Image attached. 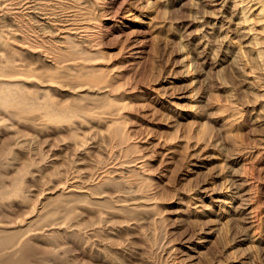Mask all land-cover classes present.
I'll list each match as a JSON object with an SVG mask.
<instances>
[{"label":"rangeland","instance_id":"obj_1","mask_svg":"<svg viewBox=\"0 0 264 264\" xmlns=\"http://www.w3.org/2000/svg\"><path fill=\"white\" fill-rule=\"evenodd\" d=\"M158 1L108 0L107 2L106 0L105 4L104 0H101L106 7L111 3L110 5L114 7L113 10H118V12H115V14L117 13L116 15L113 14L114 12H112V15L111 13L109 15L106 14L107 12L105 13L104 10H102L104 11L102 12L97 10L98 8L92 9V16L94 21L96 20V26L94 27L95 29L91 28V30L101 31L103 37L98 31L93 34L94 40L92 43L96 45L90 43L89 45L91 46H89L88 43L82 42L86 48L85 50L81 48L83 49L82 56H85V62L89 67L91 68L92 66L91 69H93V66L96 64L94 68L95 70L98 68L99 70H97V72H99L97 73L94 69L93 70L99 74H96L97 79L100 77L113 78L116 74L117 77L113 78L115 83L113 87L108 89V91L110 90L113 93L107 92L109 94L106 96V92L103 91L102 95H105V98L107 97L106 99L101 96L102 99L104 98L103 101L101 98H98L100 101L98 100L99 102H97L95 98H89L91 101L93 99V101H95V103H90V100L87 102L85 101L88 97L87 99L83 97V100L79 97L78 100L71 97V94H66L61 91L62 88L60 89L57 87L60 89L58 90L57 88L55 89V85L53 86V77L56 76L58 79L60 76V80L63 79L66 81L67 78V80L72 79V81L69 82L71 84L76 82V84H74L75 87L78 86L76 88H79V92L83 91L81 84L78 85L79 79L73 80V78H71L74 74H71L70 78L68 74L66 78L65 71L63 70V73V71H61L62 69H59L61 64L66 65V60H71L69 62L76 63V65L80 66L81 61H78L80 59L72 55L70 56L68 51L72 43H68V41H62L64 43L60 42L58 39V34L60 32H57V30L53 32V28L49 27L52 29L50 30L48 27H45L43 22H39L42 18L41 15L30 13L23 0L20 4L19 12H15L14 9L8 7V0H0V15L2 10L5 11V9H7V18L0 19V122L3 121L0 123V144L6 142L3 144L4 146L0 145V147H7V150L5 148H2L4 151L0 149V153H5V157L1 154L0 157L8 159L4 160L5 164H1V166H5L2 167L3 169H0L5 172V177L10 176L6 178L7 180L11 181V177H14V181L15 179H19L20 181L23 180L21 182L20 191L25 194L24 192L29 190L26 192L25 197H27V201L30 200L31 202L28 203L34 206L38 198L40 199L46 196L47 190L53 187L54 190H56L53 192V195H50L53 198L51 200L49 197L50 199H48V202L54 201L53 199L56 200L57 197L55 198V195L60 198L58 195L60 191L58 190V186H60L59 181L62 179L64 180L66 177L68 179H73L72 176L75 175L77 178L79 177V184L86 185L92 181V179H97L94 177L95 175H93L95 171H98L103 165L105 167L108 166V164H114L113 167L111 166V169H117L108 172V175L110 174L109 176L121 180L123 177L121 178L119 174L122 172L121 169L124 165L125 167L128 166L131 170L135 167L132 171L125 168L123 169L122 176L125 178H123L125 181L123 179L121 180L123 186L124 183L129 185L128 182H131L130 185L133 186L131 187L125 184L126 186H124V188L122 187L123 190L121 194L118 193L115 185V188L113 187L112 183H110L111 181L109 182L110 184L108 182L102 184V186H100L102 189L97 188L99 191L102 190L100 191V193L103 192L101 194L102 197H109H105L107 200L104 198L107 201H105V205L102 199L99 206L97 204L95 208L88 207V209L83 208L81 210L83 214L80 215V213L79 216H81V221L84 220L83 228L85 229L81 228L79 229L81 232L76 231L74 234L72 233L73 235L68 237L67 235L70 229L68 230L67 227L66 230V226L63 227L60 238L62 235L63 237L61 240L59 239L60 242L62 241L60 244H66L64 245V249L68 248L66 254H69V257L72 255L71 257L77 258V260L75 259L77 262L75 264H108L109 262V264H114L113 260L116 262L115 264H142L145 260V264H264V246L256 243L253 238L254 235L257 237L261 234L264 237V96L261 94L264 92V89H262V85L260 86L264 80L261 79L264 77V66L261 65L263 64L261 60H258L259 58L254 51L255 48L252 50L253 42H251L250 33L248 34L247 27L244 25L245 23L240 19L239 3L238 5L235 4V0H208L204 4L199 3L197 0ZM45 4L46 8L48 7L50 11L52 10L51 15H53V10L54 12L55 10L57 11L55 14L59 20L72 13L71 7H64L66 8L64 9L63 6L57 4L55 5L56 7L53 8L52 0H46ZM163 4H165V8L167 7V9L164 8ZM159 6L161 7L159 8ZM115 7L118 9L115 10ZM99 11L104 16L101 15ZM108 15L110 17H107ZM8 18L11 19L9 20ZM26 19H29L28 22ZM238 19L241 22L240 24ZM30 25L32 27H30ZM35 25L37 27H35ZM32 28L34 29L31 30ZM36 34L45 39L46 42H44L47 46L43 45V47H37L34 44V39L32 40V38H35L33 36H36ZM25 35L29 37L32 43L27 42L26 37H24ZM4 38L5 40L2 42ZM50 39L51 41H55V45L53 42L49 41ZM77 42L79 41L77 40ZM77 42L74 43V46L83 45L80 44L81 42L77 45ZM48 45L50 46L49 48L54 47L56 50L58 49L59 51L55 50L58 54L63 50L61 57L65 59H60L61 61L63 60V62L60 61V63L59 59L56 60L55 57H53V51L51 52L53 49H48ZM64 45H67L68 49H64ZM86 46H88L89 49ZM45 51H49L50 54ZM84 51L88 52L87 54L90 56H87ZM65 54H67V57ZM59 56L60 55L56 58H61ZM90 58H92V60ZM35 59L38 60L36 61ZM75 59H77V62H74ZM56 63L58 64L56 65ZM13 64L14 66H10ZM65 65L62 67H65ZM2 72L6 73V76L5 74L2 76ZM261 72L263 74L262 76ZM60 73L63 75H60ZM254 74H256V76ZM83 75L79 77L85 78L86 74ZM14 76L17 77V79ZM258 76L262 82L259 79V83H257L258 79L254 77ZM42 80H46L44 84H42ZM8 86L11 87L8 88ZM16 87L18 90H16ZM112 88L113 90H111ZM95 92L101 94L102 91L100 92L99 89L92 91V93ZM10 93L13 95L5 96V94ZM1 94L5 98L2 97ZM256 95L258 97H256ZM75 99L77 101H74ZM105 100L107 102H104ZM78 101L80 103L83 102V104L87 103V105L85 104V106H83L80 103L78 104ZM69 104L73 107H68ZM74 105L75 107L79 106V108L76 107L77 110L73 109L75 108ZM113 105L116 108L120 106V110L117 111L115 108L117 112L111 113L112 111H108L110 108L113 110ZM81 106L83 107L81 108ZM118 112L119 114H117ZM225 119L228 122L234 119L232 121L234 125L231 123L228 127L229 131H232V135H234H230L234 138L233 143L230 142V139L228 140L226 132L221 130L222 126L220 124ZM49 121L50 123L48 124L47 122ZM116 122L121 130H123L122 135L126 136H124L125 140L128 141L127 144L126 141H124L126 146H128L129 143L131 144L132 140V146L134 143V145L137 144L136 148L134 147L136 151L131 150L134 149L132 146V148L129 147L130 151L124 148L125 144L123 143L122 147L120 146L121 144L118 145L119 147L113 146V144H111L113 143V137L111 140L107 139L108 137L105 135L110 134L109 137L111 138L113 130L117 127L113 125H116ZM61 123H63L65 127L61 126ZM59 124L62 127L61 129L60 126H58ZM107 126H109L112 131L109 130ZM69 127L73 128L70 129ZM130 135L131 137H129ZM176 135H178V138ZM139 141L141 143L145 142V144L149 143L150 148L141 147ZM236 141L237 143H235ZM183 143L186 145H183ZM6 144L10 145L8 146ZM103 145L105 147H103ZM172 145L175 147L174 149L176 151H173V148L169 147ZM110 147H113L114 150H116V148H124L128 150V154L127 151L124 152L125 150L122 149L123 152L117 153V156L113 153V148L112 151ZM234 147H236L237 150ZM233 148L235 150H233ZM149 150L151 151L149 152ZM152 150H154V152ZM145 153L147 155H145ZM137 155H143L142 157L144 160L149 163L145 165L147 171L145 168V170H143L145 171L144 173H142V170L136 168V165L143 160V158H138ZM134 159L136 160L134 161ZM99 160L101 164H99ZM122 162H128V164L125 163L122 166ZM99 165H101V167ZM260 166L261 168H259ZM90 169L91 171L94 170L92 171L93 173ZM15 175H17L16 177L19 176V178H15ZM86 176L88 178H86ZM144 176L147 178L145 179ZM159 176H161V183L156 182V178ZM143 177L145 180H143ZM129 178H131V181ZM10 181H8V183H10ZM54 182H57V184ZM56 185L57 188L55 187ZM235 185H242L246 188L244 196L247 197L246 201L248 200L249 205L246 209L248 214L247 221L240 220L236 217L234 218V216L231 215L233 210L232 205L241 202L239 195L236 194L237 188ZM25 186L27 190H25ZM157 189H159V192ZM109 190H112V192L110 193ZM113 190L115 193H113ZM156 191L157 193H154ZM56 192H58V194H56ZM142 192H144L143 194H148L150 197L152 195L150 202L149 199L148 203L147 199H136V196L139 197V194L142 195ZM159 193L160 195H158ZM117 196H119V198ZM109 199H112L111 202ZM119 200L122 201L119 203ZM188 201L193 210H197L200 214L202 213L200 216L201 219H185L187 218L185 207ZM55 202L51 203L53 207L57 204ZM83 202L89 203V200L87 199ZM134 202H139L141 205L143 204L144 207L141 206L143 209H141L139 205L136 206L138 207L137 209L133 207L132 204H134ZM121 206L124 208L122 207V209H120ZM131 206L132 208H130ZM147 206L151 207L149 209L152 211L148 218L151 215L153 216L149 219H147V217L140 218L143 214L142 212H138L141 214H138L140 216H138V218H140L138 219L136 216L137 213L135 212L137 210H147ZM103 207L104 212H102ZM133 208L136 211H134ZM24 209L26 208L24 207L22 209H16L14 212L12 211L14 213L13 216L17 215L18 217L27 215ZM106 210L114 211V214H112L113 216L110 215L109 218L111 219L108 218V221H106L107 219L105 216L106 220L102 218V215L106 214ZM148 211V213H150V210ZM131 214L134 216H131ZM216 216L219 218H215ZM134 218L138 219H136L137 223H135ZM122 220L124 221L122 222ZM158 220H160V222ZM116 221L117 223H115ZM21 226L23 227V225ZM91 226L94 228L92 232L89 231ZM101 233L104 234L102 235ZM97 234L99 235L97 236ZM80 236L82 238L84 236V238L81 239ZM155 238L156 240H154ZM67 243L72 246L70 247ZM54 244L55 246L57 245L53 243V247ZM60 244L58 241V245ZM171 244L179 246V248L176 249L177 253L174 252L175 250L172 252L168 250L171 249ZM155 248L156 251H154ZM242 248H244V250ZM39 249L40 248H38V250ZM64 249L61 248V250ZM41 251L43 252V250H40V253ZM182 251H186V255L188 256L178 261L176 259V254H180ZM98 252L99 254H97ZM44 253L45 252H43V254ZM44 255L46 257V254ZM44 255L39 256L44 258ZM75 255H77V257ZM106 255L108 259H106Z\"/></svg>","mask_w":264,"mask_h":264},{"label":"bare ground","instance_id":"obj_2","mask_svg":"<svg viewBox=\"0 0 264 264\" xmlns=\"http://www.w3.org/2000/svg\"><path fill=\"white\" fill-rule=\"evenodd\" d=\"M7 1V0H6ZM9 2H7V4L9 5L8 7H10V8H12V9H14V11L15 12H19L20 11V4L22 3V0H8ZM24 1V3L26 4H24L25 6H27V8H28V11L31 13H37V14H40L41 15V21H39V22H43L44 23V25H45V27H50V28H53V32H55L56 30H57V32H60L58 35V39L60 40V42H62V41H68V43H72L71 45V47H70V49L68 50L69 51V53H70V56L72 55L73 57H78L80 60H78V61H81V63H80V66L79 65H76V63H73V62H69V61H71V60H69V61H67L66 60V65H65V67H62V66H64L63 64H61V66H60V68L59 69H62L61 71H65V74H66V78H67V75L69 76V78H70V75L71 74H74L73 76H71V78H73V80H78L79 79V81H78V85H80L81 84V86L83 87V91H80V92H82V93H80L79 92V88H76V87H78V86H76L75 87V85L74 84H76V82L72 85L69 81H72V79H70V80H67L66 78H64V79H66V81H64L62 78V80H60L59 78H60V76H59V78L57 79L56 78V76L55 77H53V86L55 85L56 87H55V89L58 87V88H62V90L61 91H63V92H65L66 94H71V97H74V98H76V99H78L79 97H80V99L81 100H83L84 98L83 97H86L85 99H87V97H88V99L87 100H85L86 102L87 101H89L90 99H92V98H95L96 99V101L97 102H99L100 100V98L102 99V97H104L105 98V95H102L103 94V91H105L104 93L106 94V96H107V94H109V93H107V92H111L110 90L108 91V89H110L111 87H113V84H115L114 83V80H113V78L114 77H117V74H116V76L114 75L113 76V78H103V77H100L99 79H97V75H99V74H97L98 72H97V70H99L98 68H97V70H95V66H96V64H95V66H93V69L97 72H95L93 69H91L92 68V66H91V68L89 67V65L85 62V56H82L83 54V49H81V48H84V50L86 49L85 48V45L83 44V43H88V45L91 43L92 45L94 44V43H92L93 42V34L95 33V32H98L99 30H91V28H93V29H95L94 27L96 26V24H95V21H94V19H93V16H92V9L94 8V9H96V8H98L97 10H100V11H102V10H104L105 11V13L106 14H109L110 15V13H111V15H112V12H114L113 14H115V12H118V10L117 11H114L113 10V6H111L109 3H107V4H109L107 7H106V0H104V2H105V4L104 3H102L101 2V0H52L53 1V8H55L56 6L55 5H57V4H59V5H61V6H63V8L64 7H71V10H72V13H70V14H68V15H66L65 17H63V18H60L61 20H59V18L56 16V10H55V12H54V10H53V15H51L52 14V10L50 11L49 9H48V7L46 8L45 7V2H46V0H23ZM158 1V0H157ZM161 1V0H160ZM199 3H206L208 0H197ZM210 1V0H209ZM224 1V0H223ZM2 2V1H1ZM107 2H108V0H107ZM159 2V1H158ZM171 2V1H170ZM196 2V1H195ZM197 2V3H198ZM113 3V2H112ZM123 3V2H122ZM238 3H239V12H240V19H241V21L242 22H244L245 24L244 25H246L245 27H247V31H248V34L250 35V37H251V39H252V41L251 42H253V49L252 50H254V48H255V52H256V56L259 58L258 60L260 61L261 60V62L263 63V64H261V65H263L264 66V0H235V4H237L238 5ZM5 4H6V2H5ZM104 4V5H103ZM167 4V3H166ZM202 4V5H203ZM115 5V4H114ZM164 5V8H165V4H163ZM168 5V4H167ZM199 5V4H198ZM49 6V5H48ZM236 6V5H235ZM117 7V6H116ZM115 7V10L116 9H118V8H116ZM161 6H159V8H160ZM176 7V6H175ZM206 7V6H205ZM215 7V6H214ZM213 7V8H214ZM219 7V6H218ZM9 8V9H10ZM62 8V7H61ZM67 8V9H68ZM164 8H162V9H164ZM170 8V7H169ZM209 8V7H208ZM212 8V7H211ZM51 9V8H50ZM64 9H66V8H64ZM63 9V10H64ZM165 9H167V7L165 8ZM164 9V10H165ZM173 9V8H172ZM7 9H5V11H3L2 10V13H1V15H0V19H2V18H7V11H6ZM96 10V11H97ZM169 10V9H168ZM210 10V9H209ZM218 10V9H217ZM11 11V10H10ZM67 11V10H66ZM96 11H94V12H96ZM99 11V12H100ZM104 11H102V12H104ZM233 11V10H232ZM67 12H69V11H67ZM71 12V11H70ZM98 12V11H97ZM160 12V11H159ZM104 13V14H105ZM163 13H164V11H163ZM162 13V14H163ZM195 13V12H194ZM232 13V12H231ZM234 13H235V11H234ZM12 14V13H11ZM60 14V13H59ZM100 14H101V12H100ZM117 14V13H116ZM115 14V15H116ZM160 14V13H159ZM16 15H19V14H16ZM39 15V16H40ZM101 15H103V14H101ZM107 16V17H110V16ZM114 15V16H115ZM167 15V14H166ZM53 16V17H52ZM104 16V15H103ZM22 17V16H21ZM16 18V17H15ZM115 18V17H114ZM9 19V18H8ZM11 19V18H10ZM9 19V20H10ZM14 19V18H13ZM20 19V18H19ZM99 19V18H98ZM97 19V20H98ZM15 20V19H14ZM13 20V21H14ZM27 20V19H26ZM29 20V19H28ZM28 20H27V22H28ZM101 20V19H100ZM239 20V19H238ZM25 21V20H24ZM31 21V20H30ZM59 21V22H58ZM107 21V20H106ZM3 22V21H2ZM2 22H1V24H2ZM26 22V23H27ZM97 22H99V21H97ZM96 22V23H97ZM239 22V24L241 23L240 22V20L238 21ZM214 23V22H213ZM9 24V23H8ZM28 24V23H27ZM26 24V25H27ZM104 24V23H103ZM108 24V23H107ZM227 24V23H226ZM243 24V23H242ZM7 25V24H6ZM106 25V24H105ZM104 25V26H105ZM203 25V24H202ZM107 26V25H106ZM105 26V27H106ZM214 26V25H213ZM222 26H223V24H222ZM13 27V26H12ZM29 27V26H28ZM30 27H32L31 25H30ZM35 27H37L36 25H35ZM198 27V26H197ZM203 27V26H202ZM227 27H229V26H227ZM4 28H5V25H4ZM26 28V27H25ZM49 28V29H50ZM222 28V27H221ZM221 28H220V30H221ZM242 28V27H241ZM7 29V28H6ZM34 28H32L31 30H33ZM36 29V28H35ZM99 29V28H98ZM243 29V28H242ZM17 30H19V29H17ZM25 30V29H24ZM50 30H52V29H50ZM105 30V29H104ZM241 30V29H240ZM29 31V30H28ZM228 31V30H227ZM245 31V30H244ZM32 32V31H31ZM36 32V31H35ZM38 32V31H37ZM40 32V31H39ZM47 32H49V31H47ZM223 32V31H222ZM241 32V31H240ZM99 33L101 34V31H99ZM206 33V32H205ZM209 33V32H208ZM35 34V33H34ZM40 34V33H39ZM38 34V35H39ZM226 34H228V33H226ZM248 34H247V36H248ZM1 35V34H0ZM102 35V34H101ZM42 36V35H41ZM77 36V37H76ZM24 37H26V39H27V42H31L32 43V41L31 40H29V37L27 36V35H25ZM33 37H35V38H32V40L34 41V44L37 46V47H43V45H45V46H47L46 45V41H45V39H43L42 37H39V36H37V34H36V36L34 35ZM45 37V36H44ZM102 37H103V35H102ZM46 38H48V37H46ZM243 38V37H242ZM2 39V38H1ZM7 39V38H6ZM31 39V38H30ZM52 39V38H51ZM51 39L49 40L50 42H55V41H51ZM79 41V42H81L80 44H83L84 45V47H83V45H81V46H79L78 45V43L79 42H77V40ZM214 39V38H213ZM4 40H5V38L3 39V41L2 42H4ZM209 40V39H208ZM26 41V40H25ZM45 41V42H44ZM70 41V42H69ZM198 41V40H197ZM201 41V40H200ZM6 42V41H5ZM26 42V43H27ZM77 42V45L79 46V48H78V46L76 47V46H74V43H76ZM83 42V43H82ZM215 42H216V40H215ZM250 42V43H251ZM24 43V42H23ZM58 43V42H57ZM62 43H64V42H62ZM201 43V42H200ZM206 43V42H205ZM230 43V42H229ZM5 44V43H4ZM48 44H49V42H48ZM66 44V43H65ZM207 44V43H206ZM241 44V43H240ZM252 44V43H251ZM31 45V44H30ZM54 45H55V43H54ZM58 45V44H57ZM67 45H64L63 47H65L64 49H66L67 48ZM94 45H96V44H94ZM204 45V44H203ZM22 46V45H21ZM34 46V45H33ZM35 46V47H36ZM44 46V47H45ZM89 46H91V45H89ZM205 46V45H204ZM214 46V45H213ZM243 46V45H242ZM241 46V47H242ZM50 46L48 45V49H53V50H51V52L53 51V57H55V59L57 60V59H59V62L61 61L60 59H65L64 57L62 58L61 57V54H62V51H61V53L60 54H58L56 51H59L58 49L56 50V48H49ZM56 47V46H55ZM87 48H88V46H86ZM240 47V46H239ZM250 47V46H249ZM96 48V47H95ZM251 48V47H250ZM1 49V48H0ZM68 49V48H67ZM89 49V48H88ZM91 49V48H90ZM228 49V48H227ZM240 49V48H239ZM239 49H237V50H239ZM9 50V49H8ZM7 50V51H8ZM31 50V49H30ZM56 50V51H55ZM199 50V49H198ZM236 50V51H237ZM244 50V49H243ZM248 50V49H247ZM38 51H39V49H38ZM96 51V50H95ZM3 52V51H2ZM25 52H27V51H25ZM45 52H47V51H45ZM49 52V51H48ZM47 52V53H48ZM84 52H86V51H84ZM203 52V51H202ZM239 52V51H238ZM7 53V52H6ZM24 53V52H23ZM64 53H65V51H64ZM64 53H63V56H64ZM88 52H86V54H87ZM199 53H200V51H199ZM240 53V52H239ZM2 54V53H1ZM25 54V53H24ZM41 54V53H40ZM49 54H50V52H49ZM81 54V55H80ZM85 54V55H86ZM240 54H242V53H240ZM252 54V53H251ZM52 55V54H51ZM58 55H60L59 57H61V58H56ZM213 55V54H212ZM41 56H43V55H41ZM45 56V55H44ZM65 56L67 57V54H65ZM87 56H90L89 54H87ZM46 57V56H45ZM39 58V57H38ZM50 58V57H49ZM236 58V57H235ZM6 59V58H5ZM16 59V58H15ZM54 59V60H55ZM71 59H74V58H71ZM91 60H92V58H90ZM89 59V60H90ZM204 59V58H203ZM203 59H202V61H203ZM237 59V58H236ZM2 60V59H1ZM10 60V59H9ZM36 60V59H35ZM38 60V59H37ZM36 60V61H37ZM40 60V59H39ZM45 60V59H44ZM77 59H75V61L74 62H77L76 61ZM227 60V59H226ZM13 61V60H12ZM12 61H11V63H12ZM27 61V60H26ZM42 61H43V58H42ZM86 61H88V60H86ZM257 61V60H256ZM5 62V61H4ZM55 62V61H54ZM58 62V63H59ZM61 62H63V60L61 61ZM60 62V63H61ZM89 62V61H88ZM204 62V61H203ZM249 62V61H248ZM260 62V63H261ZM2 63V62H1ZM23 63V62H22ZM30 63V62H29ZM46 63H47V61H46ZM58 63H56V65L58 64ZM253 63V62H252ZM19 64V63H18ZM26 64V63H25ZM48 64V63H47ZM6 65V64H5ZM16 65V64H15ZM38 65V64H37ZM55 65V64H54ZM53 65V66H54ZM92 65H93V63H92ZM200 65V64H199ZM10 66H14V64L13 65H10ZM10 66H8V67H10ZM46 66V65H45ZM262 66V67H263ZM57 67V66H56ZM55 67V68H56ZM59 67V66H58ZM98 67V66H97ZM101 67V66H100ZM104 67V66H103ZM10 68H13V67H10ZM20 68V67H19ZM65 68V69H64ZM250 68H252V67H250ZM9 69V68H8ZM15 69V68H14ZM32 69V68H31ZM263 69V68H262ZM6 70V69H5ZM12 70V69H11ZM104 70H105V68H104ZM248 70H250V69H248ZM60 71V72H61ZM64 71H63V73H64ZM18 72V71H17ZM252 72V71H251ZM257 72H259V71H257ZM3 73V72H2ZM24 73V72H23ZM58 73H59V71H58ZM118 73V72H117ZM119 73H121V72H119ZM125 73V72H124ZM209 73V72H208ZM255 73V72H254ZM5 74V76H6V73H3L2 74V76ZM64 74V75H65ZM77 76H76V75ZM83 74H86V77L85 78H80L79 76L80 75H83ZM97 74V75H96ZM113 74V73H112ZM260 74V73H259ZM264 74V73H263ZM262 74V72H261V76L263 75ZM8 75V74H7ZM19 75V74H18ZM27 75V74H26ZM60 75H63V74H61L60 73ZM255 76H256V74H254ZM34 76V75H33ZM84 76V75H83ZM112 76V75H111ZM110 76V77H111ZM264 76V75H263ZM15 77V76H14ZM38 77V76H37ZM63 77V76H62ZM119 77V76H118ZM259 77V76H258ZM258 77H254V78H257L258 79V82L257 83H259V79H260V77L258 78ZM5 78V77H4ZM16 79H17V77H15ZM31 78V77H30ZM51 79V78H50ZM256 79V80H257ZM261 79H264V77H262ZM260 79V81L262 82V80ZM32 80H33V78H32ZM36 80V79H35ZM35 80H34V83H35ZM117 80V79H116ZM222 80H224V79H222ZM4 81V80H3ZM6 81H8V80H6ZM43 81V83L42 84H44V81H46V80H42ZM41 81V82H42ZM51 81V80H50ZM241 81V80H240ZM36 82H38V81H36ZM239 82V81H238ZM260 82V83H261ZM14 83V82H13ZM39 83V82H38ZM47 83V82H46ZM51 83V82H50ZM49 83V84H50ZM240 83V82H239ZM242 83V82H241ZM253 84V83H252ZM40 85V84H39ZM258 85V84H257ZM262 85V89H264V80H263V82L260 84V86ZM80 86V88L82 89V87ZM1 87V86H0ZM5 87V86H4ZM7 87V86H6ZM9 87H11V86H8V88ZM42 87V86H41ZM134 87V86H133ZM133 87H131V88H133ZM247 87V86H246ZM57 88V89H58ZM221 88V87H220ZM5 89V88H4ZM14 89V88H13ZM60 89H58V90H60ZM95 89H99L100 90V92H101V94L100 93H92V91L93 90H95ZM116 89V88H115ZM261 89V90H262ZM7 90V89H6ZM5 90V91H6ZM16 90H18L17 89V87H16ZM107 90V91H106ZM111 90H113V88L111 89ZM256 90V89H255ZM98 91V90H97ZM233 91V90H232ZM235 91V90H234ZM258 91V90H257ZM0 92H1V90H0ZM11 92V91H10ZM17 92V91H16ZM15 92V93H16ZM262 92H263V90H262ZM4 93V92H3ZM2 93V94H3ZM8 93H9V90H8ZM14 93V92H13ZM111 93H113V92H111ZM110 93V94H111ZM124 93V92H123ZM259 93V92H258ZM264 93V92H263ZM263 93H261L263 96H264V94ZM1 94V95H2ZM12 93H10V94H5V96H7V95H11ZM125 94V93H124ZM13 95V94H12ZM11 95V96H12ZM72 95H74V96H72ZM258 95V94H257ZM256 95V97H258ZM69 96V95H68ZM102 96V97H101ZM109 96V95H108ZM238 96V95H237ZM259 96H261V95H259ZM2 97H4L3 95H2ZM1 98V97H0ZM5 98V97H4ZM6 98H8V97H6ZM90 98V99H89ZM99 98V99H98ZM103 98V99H104ZM107 98V97H106ZM105 98V99H106ZM10 99V98H9ZM11 99H12V97H11ZM74 100V101H77V100ZM103 99H102V101H103ZM114 99V98H113ZM123 99V98H122ZM128 99V98H127ZM254 99H256V98H254ZM261 99V98H260ZM15 100V99H14ZM24 100V99H23ZM79 100V99H78ZM94 100V99H93ZM91 101L90 100V103L92 102V103H95V101ZM99 100V101H98ZM0 101H1V99H0ZM3 101V100H2ZM235 101V100H234ZM256 101V100H255ZM259 101V100H258ZM18 102V101H17ZM97 102H96V104H97ZM104 102H107L106 100L104 101ZM77 103V102H76ZM76 103H73V104H76ZM80 102L78 101V104H79ZM90 103H88V104H90ZM112 103H113V101H112ZM20 104V103H19ZM77 104V105H78ZM80 104H82L83 106H85V104L87 105V103H85V104H83V102L82 103H80ZM101 104V103H100ZM105 104V103H104ZM91 105V104H90ZM106 105V104H105ZM219 105V104H218ZM83 106H81V108L83 107ZM95 106V105H94ZM114 106V105H113ZM117 106V105H116ZM235 106V105H234ZM263 106V105H262ZM20 107H21V105H20ZM68 107H71V104H69V106ZM73 107V106H72ZM71 107V108H72ZM74 107H75V105H74ZM77 107V106H76ZM76 107L75 108H73V109H76ZM105 107V106H104ZM124 107V106H123ZM230 107V106H229ZM24 108V107H23ZM70 108V109H71ZM77 108H79V106L77 107ZM92 108V107H91ZM96 108V107H95ZM113 108V110L110 108V110H108V111H112L111 113H113V112H117V111H119L120 109V106L118 107L117 106V108L114 106V107H112ZM115 108L117 109V111L115 110ZM262 108V107H261ZM68 109V108H67ZM72 109V110H73ZM235 109H236V107H235ZM234 109V110H235ZM77 110V109H76ZM97 110V109H96ZM115 110V111H114ZM240 110V109H239ZM239 110H236V111H239ZM252 110V109H251ZM74 111V110H73ZM104 111V110H103ZM232 111V110H231ZM70 112V111H69ZM82 112V111H81ZM106 112H107V109H106ZM248 112V111H247ZM251 112V111H250ZM249 112V113H250ZM74 113V112H73ZM83 113V112H82ZM85 113V112H84ZM229 113H230V111H229ZM232 113V112H231ZM235 113V112H234ZM238 113V112H237ZM237 113H236V115H237ZM252 113V112H251ZM70 114V113H69ZM72 114V113H71ZM117 114H119V112L117 113ZM54 115V114H53ZM244 115V114H243ZM242 115V116H243ZM105 116V115H104ZM109 116V115H108ZM227 116V115H226ZM229 116V115H228ZM240 116V115H239ZM71 117V116H70ZM241 117V116H240ZM87 118V117H86ZM109 118V117H108ZM107 118V119H108ZM175 118V117H174ZM72 119V118H71ZM81 119V118H80ZM227 119V118H226ZM226 119L225 120H223L222 121V123L220 124L222 127V129L221 130H223L224 132H226V136H228V140L230 139V142H234V138H232L230 135H232L233 134V132L231 133L230 131H229V124L231 125V123H232V121L234 120H230L229 122L228 121H226ZM69 120V119H68ZM103 120V119H102ZM101 120V121H102ZM115 120H117V119H115ZM123 120V119H122ZM236 120V119H235ZM22 121V120H21ZM112 121V120H111ZM251 121V120H250ZM1 122H3V121H1ZM0 122V123H1ZM45 122V121H44ZM43 122V123H44ZM77 122V121H76ZM118 122V121H117ZM117 122H116V125L115 124H113L114 126H117V127H115V129L113 130V135L111 136V138L109 137L110 136V134H109V131H108V134L109 135H105L106 137H108L107 139H112V137H113V139H112V142L113 143H111V142H109V143H111V144H113V146H117V147H119L118 145H120L121 147H122V143L123 144H125V142L124 141H126L125 140V138H124V136L125 135H122L123 134V130H121V128H120V126H118L117 125ZM6 123V122H5ZM48 124L50 123V121L49 122H47ZM87 123V122H86ZM99 123V122H98ZM107 123V122H106ZM7 124V123H6ZM45 124H46V122H45ZM45 124H44V126H45ZM52 124V123H51ZM55 124H57V123H55ZM62 125L61 126H63V127H65L64 125H63V123H61ZM66 124V123H65ZM122 124V123H121ZM53 125V124H52ZM76 125V124H75ZM120 125V124H119ZM232 125H234L233 123H232ZM1 126V125H0ZM14 126V125H13ZM50 126V125H49ZM58 126H60V124L58 125ZM60 126V129L62 128ZM67 126H68V124H67ZM67 126H66V128H67ZM72 126H73V124H72ZM78 126V125H77ZM56 127V126H55ZM109 126H107V128H108ZM121 127H123V126H121ZM2 128V127H1ZM8 128V127H7ZM45 128V127H44ZM43 128V129H44ZM57 128V127H56ZM59 128V127H58ZM70 129H72L71 127H69ZM68 128V129H69ZM106 128V127H105ZM106 128V129H107ZM112 128H114V127H112ZM120 128V129H119ZM220 128V127H219ZM53 129V128H52ZM67 129V130H68ZM130 129V128H129ZM8 130V129H7ZM18 130V129H17ZM55 130V129H54ZM105 130V129H104ZM109 130H111L112 131V129H110V127H109ZM135 130V129H134ZM4 131V130H3ZM106 131V130H105ZM0 132H1V130H0ZM59 132V131H58ZM69 132H70V130H69ZM231 134H230V133ZM12 133V132H11ZM105 133V132H104ZM68 134V133H67ZM66 134V135H67ZM77 134V133H76ZM79 134V133H78ZM107 134V133H106ZM205 134V133H204ZM207 134V133H206ZM22 135V134H21ZM102 135V134H101ZM209 135H211V134H209ZM103 136V135H102ZM128 136V135H127ZM177 136V138H178V135H176ZM175 136V137H176ZM184 136V135H183ZM232 136H234V135H232ZM13 137H14V135H13ZM19 137H21V136H19ZM25 137V136H24ZM126 137V136H125ZM129 137H131V135L129 136ZM262 137V136H261ZM18 138V137H17ZM16 138V139H17ZM72 138V137H71ZM75 138V137H74ZM180 138H181V136H180ZM193 138V137H192ZM209 138V137H208ZM211 138V137H210ZM87 139V138H86ZM94 139V138H93ZM103 139V138H102ZM101 139V140H102ZM127 139V138H126ZM174 139V138H173ZM182 139V138H181ZM183 139H184V137H183ZM186 139V138H185ZM204 139V138H203ZM1 140V139H0ZM79 140V139H78ZM109 140V141H110ZM136 140V139H135ZM172 140V139H171ZM177 140V139H176ZM187 140V139H186ZM185 140V141H186ZM210 140V139H209ZM236 140V139H235ZM26 141H27V138H26ZM81 141V140H80ZM83 141V140H82ZM87 141V140H86ZM85 141V142H86ZM88 141H90V140H88ZM196 141H198V140H196ZM206 141H208V140H206ZM17 142V141H16ZM24 142H25V140H24ZM93 142V141H92ZM140 142V141H139ZM156 142H159V141H156ZM187 142V141H186ZM185 142V143H186ZM210 142V141H209ZM229 142V143H230ZM6 142H4L3 144H5ZM22 143H23V140H22ZM75 143V142H74ZM83 143V142H82ZM102 143V142H101ZM104 143V142H103ZM107 143H108V141H107ZM128 143V141H126V144ZM134 143V142H133ZM141 143V142H140ZM185 143H183V145L185 144ZM198 143V142H197ZM214 143V142H213ZM235 143H237V141L235 142ZM234 143V144H235ZM3 144H0L1 146H4ZM14 144V143H13ZM100 144V143H99ZM126 144H125V147L124 148H126V149H128L129 151H130V148L129 147H131L132 145V140H131V144H130V146H129V144H128V146H126ZM135 144V143H134ZM133 144V148L135 147L136 148V145H134ZM162 144H164V143H162ZM186 144H188V143H186ZM185 144V145H186ZM207 144H208V142H207ZM233 144V145H234ZM6 145H10V144H6ZM79 145V144H78ZM83 145V144H82ZM110 145V144H109ZM141 145V147L143 146V147H147V148H150V144L149 143H147V144H145V142L144 143H141L140 144ZM155 145H157V144H155ZM237 145V144H236ZM235 145V146H236ZM18 146V145H17ZM69 146V145H68ZM74 146H75V144H74ZM73 146V147H74ZM98 146V145H97ZM153 146V145H152ZM241 146V145H240ZM239 146V147H240ZM80 147V146H79ZM103 147H105L104 145H103ZM131 147V148H132ZM169 147H172L173 149V151H176L174 148V146L172 145V146H169ZM232 147V146H231ZM238 147V148H239ZM2 148H5V147H2ZM1 147H0V149H2ZM77 148V147H76ZM111 148V150H112V148L113 147H110ZM116 148V147H115ZM124 148H116V150H114V148H113V150H114V152L113 153H115V155H117V153L119 154L120 152H123V150L122 149H124ZM131 149V150H134V151H136V149ZM153 148V147H152ZM155 148V147H154ZM153 148V149H154ZM177 148V147H176ZM234 148H236V147H234ZM233 148V150H235ZM6 150H7V147L5 148ZM14 149V148H13ZM75 149V148H74ZM79 149H81V148H79ZM87 149V148H86ZM104 149H107V148H104ZM103 149V150H104ZM143 149V148H142ZM156 149V148H155ZM171 149V148H170ZM178 149V148H177ZM181 149V148H180ZM3 150V149H2ZM1 150V151H2ZM76 150H78V149H76ZM101 150V149H100ZM102 150V151H103ZM108 150V149H107ZM112 150V151H113ZM125 150V149H124ZM128 150H125L124 152H126L127 151V154H128ZM148 150V149H147ZM236 150H237V148H236ZM4 151V150H3ZM133 151V152H134ZM151 150H149V152H150ZM153 152H154V150H152ZM179 151V150H178ZM183 151V150H182ZM262 151V150H261ZM260 151V152H261ZM4 152H1L0 154L1 155H4V157H5V153L3 154ZM130 153V152H129ZM135 153H137V152H135ZM134 153V154H135ZM176 153V152H175ZM184 153V152H183ZM188 153V152H187ZM109 154V153H108ZM122 154V153H121ZM193 154V153H192ZM110 155V154H109ZM145 155H147L146 153H145ZM145 155H144V157H145ZM148 155H149V153H148ZM172 155V154H171ZM6 156H8V155H6ZM12 156V155H11ZM118 156V155H117ZM116 156V157H117ZM128 156V155H127ZM127 156H126V158H127ZM138 156V155H137ZM143 155H140V156H138V158H143L142 157ZM2 158V157H0V168H2V167H4V166H1V164H5V162H4V160H8V159H5V158ZM86 157V156H85ZM96 157V156H95ZM100 157V156H99ZM99 157H97V158H99ZM120 157H121V155H120ZM132 157V156H131ZM135 157V156H134ZM11 158V157H10ZM9 158V159H10ZM87 158V157H86ZM90 158V157H89ZM102 158V157H101ZM135 158H137V157H135ZM137 158V159H138ZM148 158V157H147ZM255 158V157H254ZM2 159H3V161H2ZM114 159V158H113ZM118 159V158H117ZM125 159V158H124ZM128 159V158H127ZM126 159V160H127ZM129 159H131V158H129ZM163 159V158H162ZM92 160V159H91ZM103 160V159H102ZM125 160V161H126ZM132 160H133V158H132ZM136 159H134V161H135ZM225 160V159H224ZM16 161V160H15ZM31 161V160H30ZM104 161V160H103ZM115 161V160H114ZM123 161V160H122ZM128 161V160H127ZM131 161V160H130ZM129 161V162H130ZM150 161V160H149ZM244 161V160H243ZM19 162V161H18ZM108 163H110L109 161H107ZM132 162V161H131ZM93 163H94V161H93ZM107 163V164H108ZM112 163H114V162H112ZM125 163H127L128 164V162H122V166H123V164H125ZM151 163V162H150ZM160 163V162H159ZM244 163V162H243ZM28 164V163H27ZM91 164V163H90ZM99 164H101V162H100V160H99ZM147 164H149V163H147V161L146 160H144V158H143V160H141L137 165H136V168L137 169H140V170H142V173H144L145 171H143V170H145V168H146V171H147V167L145 166V165H147ZM231 164V163H230ZM45 165H47V164H45ZM103 165V164H102ZM113 165L114 164H108V166H105L104 167V165L101 167V165H99L101 168L100 169H98V171H95L94 173L92 172V171H94V170H92L91 171V169H90V171L93 173V175H95L94 177L95 178H97V179H92V181H88L89 183H87L86 185H82V184H79V177L77 178L75 175H73L72 176V178L73 179H71V178H67L66 176V178L63 180L62 178V180H60L59 182V184H60V186H58L59 188H58V190H60L59 191V194H58V192H56V194H58L59 195V197L60 198H58V196L57 195H55L54 197L56 198L57 197V201L55 200V199H53L54 201H51L52 200V198L53 197H51L50 195H53V192L56 190H54V187L51 189H48L47 187V189L49 190H47V195L46 196H44V197H41L40 199L38 198V200H37V202H36V205H34V206H31L30 205V200L29 201H27L28 199H27V197H25L26 196V192L27 191H29V190H27L26 188V186H25V190H27L26 192H24L25 194H23V192L22 191H20V187H21V185H22V181H20L19 179H15V181L13 180V178L14 177H11V181L10 180H7L6 178H9V177H5L6 175H5V172H3L1 169H0V264H75V263H77L76 262V260H77V258H74V257H69V254L67 255L66 253V251H68V248L67 249H64L65 248V246L64 245H66V244H64V243H62V244H60L61 242H60V240H61V238L63 237V235H62V237L60 238V236H61V232H62V230H63V227L64 226H66V230H67V227H68V230L70 229V231H69V234L67 235L68 237H70L71 235H73L74 234V232H76V231H79V232H81V230H79V229H81V228H83L84 227V225H83V223H84V220L83 221H81L80 220V217L81 216H79V214L80 215H82L83 213L81 212V210L83 209V208H87L88 209V207H91V208H95V207H97V204H98V206H99V204L102 202V199H103V201H104V205H105V203L107 202L106 200V198H108L107 196H105V197H102V193H100V191H102V190H97V188H99V189H102V188H100V186H102V184H105L106 182H110V183H112V185H113V187H114V185H115V187H116V190L118 191V193H122V190H123V188H124V186H126V185H128L127 183H124V186H123V183H122V179L124 178V176H122V172L124 171L123 169L125 168V169H128V170H131L128 166H126L125 167V165H124V167H122V169H121V173L119 174V176L122 178L121 180H119V179H116V178H113V177H111V176H109L108 175V172H110V171H114L115 169H117V168H112L111 169V166L113 167ZM38 166V165H37ZM40 166V165H39ZM91 166V165H90ZM98 166V165H97ZM96 166V167H97ZM154 166V165H153ZM34 167V166H33ZM96 167H95V169H96ZM115 167H116V164H115ZM118 167V166H117ZM128 167V168H127ZM226 167V166H225ZM37 168V167H36ZM42 168H43V166H42ZM84 168H85V166H84ZM87 168V167H86ZM93 168V167H92ZM135 168V167H134ZM133 168V169H134ZM156 168V167H155ZM239 168V167H238ZM259 168H261V166L259 167ZM3 169V168H2ZM120 169H118V170H120ZM132 169V170H133ZM137 169H135V170H137ZM35 170V169H34ZM57 170V169H56ZM84 170V169H83ZM131 170V171H132ZM134 170V171H135ZM32 171H33V169H32ZM62 171V170H61ZM137 171H139V170H137ZM237 171V170H236ZM35 172V171H34ZM37 172H38V169H37ZM53 172V171H52ZM57 172V171H56ZM90 172V173H91ZM136 172V171H135ZM140 172V171H139ZM233 172H234V170H233ZM33 173V172H32ZM66 173V172H65ZM85 173V172H84ZM89 173V172H88ZM96 173V174H95ZM35 174V173H34ZM52 174V173H51ZM51 174H48V175H51ZM63 174V173H62ZM125 174V173H124ZM137 174V173H136ZM141 174V173H140ZM17 175H20V174H17ZM17 175H15V178H19V176L18 177H16ZM44 175V174H43ZM57 175V174H56ZM60 175V174H59ZM71 175V174H70ZM91 175V174H90ZM131 175V174H130ZM134 176H135V174H134ZM146 176V175H145ZM144 176V177H145ZM43 177H45V176H43ZM52 177V176H51ZM57 177V176H56ZM64 177V176H63ZM89 177H91V176H89ZM133 177V176H132ZM141 177V176H140ZM144 177H143V180H145L147 177H145V179H144ZM232 177V176H231ZM240 177V176H239ZM22 178V177H21ZM53 178V177H52ZM86 178H88L87 176H86ZM134 178V177H133ZM261 178V177H260ZM71 179V180H70ZM85 179V178H84ZM90 179V178H89ZM125 179V178H124ZM123 179V180H124ZM126 179H127V177H126ZM130 179V181H131V178H129ZM161 176H159V177H157L156 178V182L157 183H161ZM232 179V178H231ZM44 180V179H43ZM70 180V181H69ZM93 180H96V181H93ZM142 180V179H141ZM8 181H10V183H8ZM12 181H13V183H12ZM125 181V180H124ZM123 181V182H124ZM136 181V180H135ZM234 181V180H233ZM247 181V180H246ZM155 182V183H156ZM235 182V181H234ZM237 182V181H236ZM238 182H239V180H238ZM54 183H56L57 184V182H54ZM82 183V182H81ZM107 183V184H108ZM109 183V184H110ZM129 183V185H130V183L131 182H128ZM240 183V182H239ZM24 184V183H23ZM126 184V185H125ZM137 184H139V183H137ZM144 184V183H143ZM226 184V183H225ZM233 184V183H232ZM241 184H243V183H241ZM25 185H26V183H25ZM128 185V186H129ZM146 185V184H145ZM158 185V184H157ZM164 185V184H163ZM110 186V185H109ZM131 187L133 186V185H130ZM141 186V185H140ZM159 186V185H158ZM161 186H162V184H161ZM236 186V194H238L239 195V197H240V200H241V202L239 203V204H233L232 205V213H231V215H233L234 216V218L236 217V218H239L240 220H244V221H247V216H248V214H247V211H246V209L249 207V205H248V200L246 201V196H244V194H245V192H246V188L244 187V186H242V185H235ZM24 187V186H23ZM56 188H57V185L55 186ZM112 187V186H111ZM114 187V188H115ZM123 187V188H122ZM137 187V186H136ZM155 187V186H154ZM126 188V187H125ZM129 188V187H128ZM127 188V189H128ZM133 188H135V187H133ZM140 188V187H139ZM149 188V187H148ZM30 189V188H29ZM107 189V188H106ZM132 189V188H131ZM130 189V190H131ZM204 189V188H203ZM249 189V188H248ZM24 190V189H23ZM24 190V191H25ZM115 190V189H114ZM113 190V191H114ZM134 190V189H133ZM139 190V189H138ZM145 190V189H144ZM159 189H157V191H158ZM162 190V189H161ZM198 190V189H197ZM44 191H46V190H44ZM110 191V190H109ZM126 191V190H125ZM157 191L156 192H154V193H157ZM249 191V190H248ZM247 191V192H248ZM40 192V191H39ZM105 192V191H104ZM108 192V191H107ZM112 192V190L110 191V193ZM124 192V191H123ZM151 192V191H150ZM159 192V191H158ZM61 193V194H60ZM100 193V194H99ZM113 193H115V191L113 192ZM127 193V192H126ZM130 193H133V192H130ZM137 193V192H136ZM141 193V192H140ZM144 192H142V195L141 194H139L140 196L138 197V196H136V197H134V198H136V199H138V198H141V200H146L147 199V203H148V199H149V202H150V199H151V197H152V195H151V197L150 196H148V194L146 195V193L145 194H143ZM147 193H148V190H147ZM14 194H15V196H14ZM49 194V195H48ZM105 194H106V192H105ZM129 194V193H128ZM61 195V196H60ZM138 195V194H137ZM158 195H160V193L158 194ZM237 195V196H238ZM128 196V195H127ZM132 196V195H131ZM135 196V195H134ZM247 196H249V195H247ZM51 198V202H48V199H50ZM115 197V196H114ZM118 198H119V196H117ZM29 198V197H28ZM91 198V199H90ZM106 200H105V199ZM111 198V197H110ZM113 198V197H112ZM122 198V197H121ZM126 198V197H125ZM130 198H133V197H130ZM154 198V197H153ZM158 198V197H157ZM193 198V197H192ZM221 198V197H220ZM89 200V203H87V202H83L84 200ZM129 199V198H128ZM111 200L112 199H109V201L111 202ZM130 200H132V199H130ZM36 201V200H35ZM56 201V202H55ZM106 201V202H105ZM114 201V200H113ZM120 201H122V200H119V203H120ZM133 201V200H132ZM131 201V202H132ZM140 201V200H139ZM28 202H30V203H28ZM52 202H55V203H57V204H55L54 205V207H53V204L51 205V203ZM142 202V201H141ZM197 202V201H196ZM139 203V202H138ZM137 202H134V204H132V206L133 207H135L136 209L138 208V207H136V206H140V208H141V206H143V204H144V201H143V204L141 205L140 203L138 204ZM130 204V203H129ZM154 204V203H153ZM123 205H125V204H123ZM185 205V204H184ZM101 206V205H100ZM103 206V205H102ZM113 206H115V205H113ZM118 206V205H117ZM127 206H130V205H127ZM126 206V207H127ZM132 206L130 207V208H132ZM149 206V205H148ZM147 206V207H148ZM26 208V209H24V211H26V213H27V215H23V216H18L17 217V215H15V216H13V212H14V210H16V209H22V208ZM116 207V206H115ZM122 207L123 206H121V208L120 209H122ZM144 207V206H143ZM143 207L141 208V209H143ZM151 207H152V205H151ZM151 207H148L147 208V210H145L146 209V206H145V209L143 210V211H139V210H135L134 208H133V210L134 211H136L135 213H137V218H138V216L139 215H141V214H139L140 212H142V214H143V216H139L140 218H142V217H147V219H149V218H151V216H153V215H151L149 218H148V216L151 214V209H149V208H151ZM185 207V206H184ZM192 206H190L189 205V201L186 203V212H187V218H185V219H192V220H196L197 218L198 219H201L200 218V216H201V214L200 213H198L197 212V210H193L192 208H191ZM102 208V207H101ZM119 208V207H118ZM124 208V207H123ZM129 208V207H128ZM139 208V209H140ZM185 208H183V209H185ZM194 208V207H193ZM29 209V210H28ZM86 209V210H87ZM108 209H109V207H108ZM111 209V208H110ZM202 209H204V208H202ZM85 210V209H84ZM96 210H98V209H96ZM100 210H102V209H100ZM131 210V209H130ZM133 210H131V211H133ZM148 210H150V213H148L149 211ZM13 211V212H12ZM22 211V210H21ZM28 211V212H27ZM228 211V210H227ZM86 212V211H85ZM97 212V211H96ZM98 212H101V211H98ZM102 212H104V207H103V210H102ZM127 212H128V210H127ZM130 212V211H129ZM139 212V213H138ZM155 212H157V211H155ZM24 213V212H23ZM131 213V212H130ZM134 213V214H135ZM206 213V212H205ZM252 213V212H251ZM105 214V213H104ZM109 214V215H108ZM112 214H114V211L113 210H106V214L105 215H102V218L103 219H105V217H106V221H108L109 219H111V218H109L110 217V215H112ZM116 214V213H115ZM118 214H120V213H118ZM123 214V213H122ZM133 214V213H132ZM131 214V216H134V215H132ZM139 214V215H138ZM154 214V213H153ZM160 214V213H159ZM22 215V214H21ZM186 215V214H185ZM86 216V215H85ZM105 216V217H104ZM113 216V215H112ZM126 216V215H125ZM128 216V215H127ZM135 216V217H136ZM123 217V216H122ZM129 217V216H128ZM186 217V216H185ZM203 217V216H202ZM230 217H232V216H230ZM86 218V217H85ZM109 218V219H108ZM114 219H116L115 217H113ZM133 218V217H132ZM134 218L135 219V223H137L136 221L138 220V219H140V218ZM162 218V217H161ZM194 218H196V219H194ZM211 218H213V217H211ZM215 218H217V216L215 217ZM214 218V219H215ZM219 218V217H218ZM217 218V219H218ZM129 219V218H128ZM133 219V220H134ZM137 219V220H136ZM147 219H146V221H147ZM153 219V218H152ZM152 219H150V220H152ZM160 219V218H159ZM230 219V218H229ZM238 219V220H239ZM154 220V219H153ZM206 220V219H205ZM209 220V219H208ZM227 220V219H226ZM86 221H87V219H86ZM85 221V222H86ZM113 221V220H112ZM112 221H110V222H112ZM124 220H122V222H123ZM126 221V220H125ZM144 221H145V219H144ZM159 222H160V220H158ZM198 221V220H197ZM207 221V220H206ZM220 221V220H219ZM218 221V222H219ZM224 221V220H223ZM118 222H119V220H118ZM127 222H128V220H127ZM133 222V221H132ZM190 222V221H189ZM115 223H117V221L115 222ZM126 223V222H125ZM149 223V222H148ZM150 223H151V221H150ZM158 223V222H157ZM65 224V225H64ZM91 224H92V222H91ZM90 224V225H91ZM104 224V223H103ZM108 224V223H107ZM144 224V223H143ZM190 224V223H189ZM21 225H23V227L21 226ZM25 225H27V226H25ZM33 225V226H32ZM96 225V224H95ZM106 225V224H105ZM118 225V224H117ZM116 225V226H117ZM120 225V224H119ZM125 225V224H124ZM136 225V224H135ZM145 225V224H144ZM147 225V224H146ZM193 225V224H192ZM248 225V224H247ZM25 226V227H24ZM143 226V225H142ZM243 226V225H242ZM70 227V228H69ZM97 227V226H96ZM120 227V226H119ZM138 227V226H137ZM154 227V226H153ZM221 227V226H220ZM248 227V226H247ZM251 227V226H250ZM89 228V227H88ZM100 228V227H99ZM112 228V227H111ZM123 228H124V226H123ZM151 228V227H150ZM215 228V227H214ZM83 229H85V228H83ZM86 229H87V227H86ZM90 229V230H89ZM88 230L90 231V232H92L93 231V226H91L90 228H89ZM97 229V228H96ZM112 229H114V228H112ZM117 229V228H116ZM119 229V228H118ZM126 229H127V227H126ZM138 229V228H137ZM136 229V230H137ZM153 229V228H152ZM66 230H65V232H66ZM109 231H110V229H109ZM128 231V230H127ZM138 231V230H137ZM156 231V230H155ZM82 232H83V230H82ZM100 232H102V231H100ZM192 232V231H191ZM73 233V234H72ZM86 233V232H85ZM89 233V232H88ZM97 233H98V231H97ZM105 233V232H104ZM103 233V234H104ZM108 233H110V232H108ZM114 233V232H113ZM121 233V232H120ZM253 233V232H252ZM82 234V233H81ZM102 234V233H101ZM102 234V235H103ZM80 235V234H79ZM99 234H97V236H98ZM106 235V234H105ZM142 235V234H141ZM155 235V234H154ZM195 235V234H194ZM77 236H78V234H77ZM143 236V235H142ZM74 237H76V236H74ZM81 237V236H80ZM100 237H101V235H100ZM106 237V236H105ZM116 237H117V235H116ZM129 237V236H128ZM156 237V236H155ZM73 238V237H72ZM83 238H84V236H83ZM82 237H81V239H83ZM87 238V237H86ZM103 238V237H102ZM187 238V237H186ZM254 240L256 241V243H258V244H261V245H263L264 246V237L262 236V234L260 235V236H257L256 237V235H254ZM60 239V240H59ZM67 239V238H66ZM74 239V238H73ZM105 239H107V238H105ZM110 239V238H109ZM165 239V238H164ZM234 239V238H233ZM86 240V239H85ZM95 240V239H94ZM103 240H104V238H103ZM112 240V239H111ZM121 240V239H120ZM146 240V239H145ZM154 240H156V238L154 239ZM170 240V239H169ZM172 240V239H171ZM58 241H59V244L60 245H58ZM76 241V240H75ZM102 241V240H101ZM115 241V240H114ZM163 241V240H162ZM70 242V241H69ZM78 242H80V241H78ZM99 242V241H98ZM116 242V241H115ZM118 242V241H117ZM154 242V241H153ZM53 243H56L57 245V247L55 246V244H54V247H53ZM82 243V242H81ZM87 243V242H86ZM169 243V242H168ZM71 244H74V243H71ZM119 244V243H118ZM250 244V243H249ZM63 245V246H62ZM67 245H69L68 243H67ZM77 245V244H76ZM251 245V244H250ZM70 247L72 246V245H69ZM101 246V245H100ZM108 246V245H107ZM115 246V245H114ZM148 246V245H147ZM151 246V245H150ZM259 246V245H258ZM62 249H64V250H61V248ZM67 247V246H66ZM69 247V248H70ZM82 247V246H81ZM116 247V246H115ZM149 247V246H148ZM253 247V246H252ZM38 248H40L39 250H38ZM42 248V249H41ZM54 248V249H53ZM75 248V247H74ZM79 248V247H78ZM84 248H85V245H84ZM99 248V247H98ZM118 248V247H117ZM171 249H168V250H171V252L173 251V250H175L174 252H176L177 253V251H176V249H178L179 248V246H177V245H175V244H171V247H170ZM240 248V247H239ZM61 251H60V250ZM81 249V248H80ZM106 249V248H105ZM127 249V248H126ZM150 249V248H149ZM243 250H244V248H242ZM39 251V253H38V251ZM40 250H43V252H45L44 254H46V257H45V255L43 254V252L41 251V253H40ZM71 250H72V248H71ZM139 250V249H138ZM151 250H152V248H151ZM106 251V250H105ZM154 251H156V248H155V250ZM187 252H189L188 250H186ZM181 252L180 254H176V259L178 260V261H181V259L182 258H185L186 256H188V255H186V253L187 252ZM70 252V251H69ZM73 252V251H72ZM85 252V251H84ZM75 253V252H74ZM80 253V252H79ZM190 253V252H189ZM37 254H39L40 256H43L44 255V258L43 257H40L39 255H37ZM42 254V255H41ZM97 254H99V252L97 253ZM145 254V253H144ZM149 254H150V252H149ZM191 254V253H190ZM195 254V253H194ZM74 255V254H73ZM151 255H152V253H151ZM163 255V254H162ZM161 255V256H162ZM192 255V254H191ZM264 255V254H263ZM68 256V257H67ZM76 257H77V255H75ZM82 256V255H81ZM150 256V255H149ZM192 257V256H191ZM72 258H74V259H72ZM79 258H80V256H79ZM89 258V257H88ZM105 258V257H104ZM147 258V257H146ZM225 258V257H224ZM76 259V260H75ZM86 259V258H85ZM106 259H108L107 258V255H106ZM109 259H111V258H109ZM204 259V258H203ZM75 260V261H74ZM82 260V259H81ZM84 260V259H83ZM144 260V259H143ZM143 260H142V262H143ZM227 260V259H226ZM89 261V260H88ZM87 261V262H88ZM156 261V260H155ZM154 261V262H155ZM80 262V261H79ZM86 262V263H87ZM92 262V261H91ZM112 262V261H111ZM113 262H114V264L116 263L114 260H113ZM112 262V263H113ZM141 262V261H140ZM145 262H146V260H145ZM145 262L144 263H142V264H145ZM167 262V261H166ZM81 263V262H80ZM110 263V262H109ZM108 263V264H109ZM153 263V262H152ZM218 263V262H217ZM102 264V263H101ZM118 264V263H117ZM181 264V263H180ZM209 264V263H208Z\"/></svg>","mask_w":264,"mask_h":264}]
</instances>
